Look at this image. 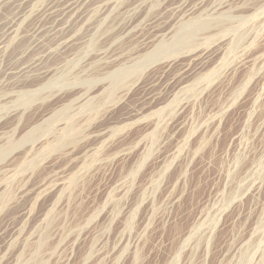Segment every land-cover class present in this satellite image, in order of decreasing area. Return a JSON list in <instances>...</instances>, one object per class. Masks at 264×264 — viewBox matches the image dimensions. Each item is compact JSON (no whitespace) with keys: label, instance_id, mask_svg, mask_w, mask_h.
<instances>
[{"label":"rangeland","instance_id":"rangeland-1","mask_svg":"<svg viewBox=\"0 0 264 264\" xmlns=\"http://www.w3.org/2000/svg\"><path fill=\"white\" fill-rule=\"evenodd\" d=\"M113 1L63 19L69 0H0V264H264V0H210L144 41L163 0ZM197 19L213 35L177 43ZM47 27L66 54L13 76L57 49L34 50Z\"/></svg>","mask_w":264,"mask_h":264},{"label":"bare ground","instance_id":"bare-ground-1","mask_svg":"<svg viewBox=\"0 0 264 264\" xmlns=\"http://www.w3.org/2000/svg\"><path fill=\"white\" fill-rule=\"evenodd\" d=\"M92 0H69V2H67V4L61 8L60 10H58V13L57 15L58 16H61L62 15V18L65 19L66 16H74L76 14H78L81 9L83 7H86L88 6L89 3H91ZM152 1V0H151ZM101 2V1H100ZM99 2V3H100ZM130 2V0H129ZM133 2V1H132ZM137 2V1H136ZM141 2V1H140ZM128 3V2H127ZM134 3V2H133ZM210 0H163V8H161L160 11L156 12L153 14V16L147 21L144 23L142 29L137 33L141 38H142V41L146 40L147 39V36L150 34V33H155V32H159V31H163L167 28H169L171 26V24L175 21L176 18L179 19L180 16H185L186 13L188 12H191V11H197L199 9H202V8H206L207 5H210ZM114 4V1L113 0H102V4H100L103 8V10H106V9H109V7H112V5ZM118 4V3H117ZM126 4V3H125ZM139 4V3H137ZM212 4V3H211ZM213 5V4H212ZM144 6V5H143ZM146 6V4H145ZM98 7V6H96ZM122 7V6H121ZM216 7V6H215ZM222 7V6H221ZM255 7V6H254ZM88 8V7H87ZM86 8V10H87ZM94 8V7H93ZM117 8H120L119 6H117ZM124 8V7H123ZM140 8V6H139ZM100 9V8H99ZM210 9V8H209ZM218 9V8H217ZM227 9V8H226ZM90 10V9H89ZM110 10V9H109ZM122 10V9H121ZM139 10V9H138ZM212 10V9H211ZM215 10V9H214ZM91 11V10H90ZM115 11V10H114ZM83 12V11H82ZM213 12V11H212ZM91 13V12H90ZM104 13V12H103ZM117 13V11L115 12ZM119 13V12H118ZM121 13V12H120ZM140 12L137 11V8L134 7V8H130V9H127L125 11H122L121 15L119 16V25L122 26V29L123 30H133L134 29V23L139 19V14ZM87 14V13H86ZM85 15V14H83ZM115 15V14H114ZM117 16V17H118ZM90 17V15H89ZM115 17V16H114ZM190 17V16H189ZM91 18V17H90ZM143 18V17H142ZM90 21V20H89ZM114 21V20H113ZM112 21V22H113ZM67 22V21H66ZM116 22V20H115ZM114 22V23H115ZM117 22V23H118ZM203 22L200 21L199 19L195 20V21H191V22H187L185 24H183V27L181 26V28H179L177 31H176V39H178L179 41H177V43H186L185 41H189V39L191 38V42H195L197 39H195L196 37H194L195 34L199 33V32H208V33H211L213 32V30H210L211 28H206V27H202V24ZM112 24V23H111ZM141 24V23H140ZM209 24V23H208ZM63 26V24H62ZM136 26V24H135ZM61 27V26H60ZM111 27V26H110ZM137 27V26H136ZM179 27V26H178ZM177 27V28H178ZM67 28V27H66ZM68 29V28H67ZM65 29V30H67ZM121 29V27H120ZM121 29V30H122ZM175 29V28H174ZM63 28L62 29H59V28H56V27H47L45 29L43 28H38L37 31H38V34L36 36V38L39 36V40H34V50H38V49H43L44 47H46V44L49 43V41L47 40L46 36H49V37H52L53 38V41H57L58 40V44H57V49L55 51H52V50H49V51H52L51 53H38V57H32L30 62H28L27 64H24L22 65L20 68L16 69V70H13L12 71V74H15L13 76H16V77H19V76H22L26 73H29V72H32V71H37L40 69V66L39 64L37 63V60L39 61V58H44V59H49L50 57H57L59 55H63V54H66V53H60L61 51H64L66 50L72 43H73V40L71 39V37L69 36H66L64 34L67 33V31H65ZM128 30V31H129ZM172 30V29H171ZM218 30V29H217ZM10 32V31H9ZM9 32H7L6 34H8ZM126 32V31H125ZM136 33V31H134ZM61 33V34H59ZM168 33V32H167ZM128 34V33H127ZM131 36V33H129ZM134 34V33H133ZM202 34V33H200ZM199 34V35H200ZM136 35V34H135ZM137 35V36H138ZM161 35V34H160ZM213 35V34H212ZM210 35V36H212ZM167 36V35H166ZM171 37V36H170ZM169 37V38H170ZM128 38V37H127ZM134 38V37H133ZM137 38V37H136ZM149 38V37H148ZM151 38V37H150ZM155 38V37H154ZM206 39L208 37H205ZM131 39V38H130ZM202 38H200L201 40ZM133 40V39H132ZM141 40V39H140ZM169 40V39H168ZM175 40V38H174ZM117 41V40H116ZM122 42V41H121ZM166 42V41H165ZM198 42V41H197ZM203 42V41H202ZM130 44V42H129ZM133 44V43H132ZM141 44V43H140ZM174 44V43H173ZM188 44V43H187ZM201 44V43H200ZM137 45V44H136ZM183 46V45H182ZM191 46V45H190ZM113 47V46H112ZM198 47V46H197ZM111 48V47H110ZM117 48V46L115 47ZM120 48V46H119ZM118 48V49H119ZM123 48V46H122ZM187 48V47H186ZM212 47H207L206 49L204 50H201V49H194L191 53H187L186 54V57L190 58V60H187L188 62H181L179 63L178 65V68L176 69L177 73L175 76L172 77V80L175 81V82H181L183 79H186L189 75H191L190 73H192L190 70L192 69L191 68V65L193 64V61L192 60H195L196 63L195 65H197L198 67H201L203 64H204V67H205V62L206 60H208V57H210V54L213 53V51L210 52ZM230 48V47H229ZM112 49V48H111ZM128 49V47H127ZM141 49V48H140ZM170 49V48H169ZM178 49V48H177ZM106 50V49H105ZM108 50V49H107ZM106 50V51H107ZM117 50V49H116ZM130 50V49H128ZM127 50V51H128ZM172 50V49H171ZM170 50V51H171ZM104 51V50H103ZM118 51V50H117ZM124 53L126 52L125 50H123ZM132 51V50H130ZM134 51V50H133ZM38 52V51H37ZM115 52V53H114ZM114 55L115 57L114 60H118L122 54L119 55V53H116V51H114ZM129 53V51H128ZM131 53V52H130ZM105 53H100V57L101 55H104ZM144 54V53H143ZM106 55V54H105ZM104 55V56H105ZM111 55V53H110ZM123 55V54H122ZM98 56V57H99ZM109 58H111V56H107ZM104 58V57H103ZM179 57L177 58H174L175 60L178 59ZM36 59V60H34ZM131 59V58H130ZM135 59V58H134ZM33 60V61H32ZM122 60V59H121ZM174 60V61H175ZM111 61V60H110ZM109 61V62H110ZM130 61V60H128ZM178 61V60H177ZM119 62V60H118ZM172 62V61H171ZM112 63V61H111ZM114 63V61H113ZM123 63V62H122ZM131 63V62H130ZM168 63V62H167ZM207 63V62H206ZM174 64V63H173ZM109 65V64H108ZM106 65V66H108ZM170 63L167 64V66H169ZM175 66V65H174ZM109 69V68H108ZM125 69V68H124ZM140 69V68H139ZM132 72H134L133 70H131ZM125 72V70L123 71ZM116 73V72H115ZM126 73V72H125ZM140 73V72H139ZM149 73V72H148ZM211 74V72H209ZM125 75H128V74H124V73H120L118 76L115 75V78L114 80H116L118 82V85L119 83H122L121 82V78H123ZM142 75V74H140ZM163 75V74H162ZM213 75V74H212ZM161 76V75H160ZM171 76V75H170ZM207 76V75H206ZM171 78V77H170ZM204 78H207L204 76ZM125 79V78H124ZM169 79V78H168ZM188 80V79H187ZM125 81V80H124ZM135 81V80H133ZM168 81V80H167ZM171 81V80H170ZM173 81L171 83H173ZM116 82V83H117ZM140 82V81H139ZM115 83V84H116ZM127 83V82H126ZM125 83V84H126ZM133 83V82H132ZM146 83V82H145ZM139 86V83H134L130 86H128V88L125 90V92L123 93V96L126 95V93H128V90H131V89H134L136 86ZM177 85V84H176ZM120 86V85H119ZM127 87V86H126ZM144 87V86H143ZM125 88V87H124ZM166 88V87H165ZM184 88V87H183ZM108 90V89H107ZM161 90V88H160ZM184 91V90H183ZM191 91V90H190ZM158 94V93H157ZM153 95V93H152ZM122 96V97H123ZM195 96V95H194ZM110 99V98H109ZM159 99V98H157ZM152 101V100H151ZM154 101V100H153ZM109 110V109H108ZM105 111V110H104ZM163 111V110H162ZM106 114V113H105ZM15 117V116H14Z\"/></svg>","mask_w":264,"mask_h":264}]
</instances>
